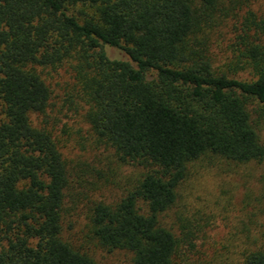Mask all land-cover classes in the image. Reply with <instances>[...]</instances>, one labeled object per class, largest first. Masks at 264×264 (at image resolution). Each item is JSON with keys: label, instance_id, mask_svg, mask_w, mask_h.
<instances>
[{"label": "trees", "instance_id": "1", "mask_svg": "<svg viewBox=\"0 0 264 264\" xmlns=\"http://www.w3.org/2000/svg\"><path fill=\"white\" fill-rule=\"evenodd\" d=\"M250 2L0 0V264H98L85 243L132 264H192L209 222L168 226L165 215L194 165L264 164V16ZM63 69L94 146L139 173L116 202H92L82 245L66 234L68 204L97 183L67 158L50 116L48 78ZM245 235L236 264H264V234Z\"/></svg>", "mask_w": 264, "mask_h": 264}, {"label": "rangeland", "instance_id": "2", "mask_svg": "<svg viewBox=\"0 0 264 264\" xmlns=\"http://www.w3.org/2000/svg\"><path fill=\"white\" fill-rule=\"evenodd\" d=\"M249 9L264 16V0H251ZM245 9L240 15L245 14ZM235 21H229L221 29L222 35H216L213 48L217 55L216 66L225 62V57L234 37ZM249 79L248 74L239 75ZM54 90L53 107L50 116L58 124V134L65 138L63 149L73 166L85 164L86 179L97 183L88 184L78 194L75 201L68 204L65 231L77 245L85 243L88 234L86 217L92 202L103 200L116 202L131 186L138 176L132 168H117L111 152L96 148L92 141L89 127L84 120L83 111L75 112L67 106L68 93L72 88L73 78L66 70L52 72L48 78ZM255 119L257 117L255 116ZM64 126L68 129L63 130ZM264 139V122L261 126ZM92 168L101 172V176L92 172ZM264 164L252 162L245 165L229 164L221 159L213 163H197L191 175L181 187V198L176 207L165 215L168 226L178 223V217L187 218L192 223L209 226L195 241L196 250L191 258L192 264H236L240 252L246 245L245 227H250L251 235L261 237L264 234V192L262 177ZM86 193V196L84 195ZM98 264H132V256L125 252H107L95 245L85 243Z\"/></svg>", "mask_w": 264, "mask_h": 264}]
</instances>
